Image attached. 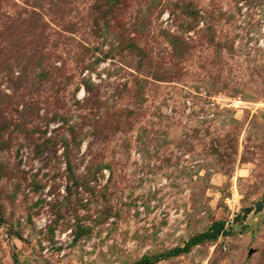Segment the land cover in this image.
I'll return each mask as SVG.
<instances>
[{
  "label": "rangeland",
  "instance_id": "1",
  "mask_svg": "<svg viewBox=\"0 0 264 264\" xmlns=\"http://www.w3.org/2000/svg\"><path fill=\"white\" fill-rule=\"evenodd\" d=\"M215 220L151 264H264V0H0V264H132Z\"/></svg>",
  "mask_w": 264,
  "mask_h": 264
},
{
  "label": "trees",
  "instance_id": "2",
  "mask_svg": "<svg viewBox=\"0 0 264 264\" xmlns=\"http://www.w3.org/2000/svg\"><path fill=\"white\" fill-rule=\"evenodd\" d=\"M260 209H261V202L259 201L256 203L254 210L257 211ZM251 210H252L251 207H245L243 209L242 215L247 214ZM225 233H226V230L224 228V221L215 220L205 230L193 235L188 240H186L182 246L175 247L174 249H172L166 253H162V254L156 255L154 257H143V258L133 262L132 264H151L152 260H155L160 256H167L170 254H178L180 252H184V251L188 250L191 246H193V245H195L201 241L213 240L217 236L223 235Z\"/></svg>",
  "mask_w": 264,
  "mask_h": 264
}]
</instances>
